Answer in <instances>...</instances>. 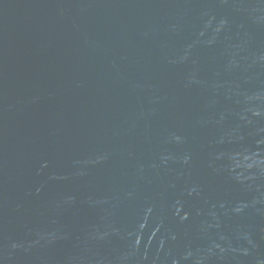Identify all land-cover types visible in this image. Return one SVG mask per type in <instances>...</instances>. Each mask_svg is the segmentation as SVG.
I'll return each instance as SVG.
<instances>
[{"label": "water", "instance_id": "95a60500", "mask_svg": "<svg viewBox=\"0 0 264 264\" xmlns=\"http://www.w3.org/2000/svg\"><path fill=\"white\" fill-rule=\"evenodd\" d=\"M0 264H264V0H0Z\"/></svg>", "mask_w": 264, "mask_h": 264}]
</instances>
